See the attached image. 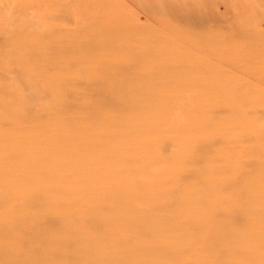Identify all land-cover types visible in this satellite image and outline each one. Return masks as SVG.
<instances>
[{
  "label": "rangeland",
  "instance_id": "obj_1",
  "mask_svg": "<svg viewBox=\"0 0 264 264\" xmlns=\"http://www.w3.org/2000/svg\"><path fill=\"white\" fill-rule=\"evenodd\" d=\"M80 2L0 0V264L51 257L31 243L35 225L64 237L63 264H264V188L250 185L264 178L250 160L264 156L237 123L264 111V0H103L136 20L125 54L151 39L181 47L132 63L77 49ZM195 6L236 33L200 49L180 40L210 25L170 33L155 19ZM238 94L236 115L226 106Z\"/></svg>",
  "mask_w": 264,
  "mask_h": 264
},
{
  "label": "bare ground",
  "instance_id": "obj_2",
  "mask_svg": "<svg viewBox=\"0 0 264 264\" xmlns=\"http://www.w3.org/2000/svg\"><path fill=\"white\" fill-rule=\"evenodd\" d=\"M136 1H138V0H136ZM112 4L110 6L109 4H106L105 2H103V0H82V2H80V5L82 6L83 12L80 13L81 15H80L79 19L78 20L76 19L77 21H74V25L76 27V31L79 34L85 33V35L83 37L84 38L83 42H85L86 45L81 44L83 42H77L75 44L76 47H79L77 49H81V50L85 49L84 52H86V49H87L88 51H90V53H91V50L93 52L96 51L99 54H101L102 58L105 60H117V61H121V62H125V63H132L134 61L138 62V61H146V60L153 61L154 59H161L165 55L173 54L174 51H181V47H179V45L177 43H175L174 40L168 41L169 40L168 39L167 41H165L166 40L165 39L164 40L165 42H161V40L153 41L151 39L150 41L148 40L149 43L147 41L145 45L142 44L143 47H141V45H140L141 49H137L133 55L125 54L124 53L125 48L129 47L131 44L135 43L134 34H137L135 32L139 28L137 26H134V22L136 23V20L133 19V21H132V18H129V20H128L126 18L125 14H123V12H121L118 9H114L113 7H115V8H117V7H116V5L114 6ZM197 6L199 7V5H197ZM197 6H195V7H197ZM198 7L197 8L190 7L188 10L182 8V10L174 11V13H172V15H168V16H167V14H164L167 17L161 16L160 14H157L155 19H156L157 24L159 25L160 28L168 30V32L170 31V33L172 31H174V29L176 27L174 24H184V25L189 26V27L192 26L195 29H198L200 31H201V29H205L207 25H210V27H212L213 29L207 30L208 33H206V36L199 38V37H195L194 35L187 32V34H186L187 36L184 35V37H182L181 40L179 39L180 42L182 41L184 44H188V46L191 45V46L198 47L200 49L204 48L205 46H210L214 42L221 43L222 37H223V41L225 42L226 38L222 35L224 30H226L225 33L228 31L234 32V34L236 33L237 30L234 28H231V27H235L237 24L235 23V25H231V24L227 25V23H228L227 21L229 19L225 16L226 14L219 13V14H215L214 16L207 15V14L201 12L202 10L199 9ZM142 9H144V6ZM77 10H78V8H77ZM144 11H145V9H144ZM169 12H171V11L169 10ZM165 13H167V12H165ZM77 15H79V14H77ZM149 15H153V14H149ZM145 16H146V14H145ZM148 17H151V16H148ZM75 18H76V16H75ZM233 18H235V15L233 16ZM151 20H152V17H151ZM153 21H155V20L153 19ZM109 28H111V29H109ZM188 33L190 35H188ZM258 33H260V32H258ZM152 34H153V32H152ZM234 34H233L234 39L236 38V39L240 40L239 42L240 43L242 42V44L245 43L242 40L246 41V43L248 41H250L251 36H245L243 39V36L240 35L241 32H240V34H237V35H234ZM255 35H256V33H255ZM258 35L259 34H257L256 36L258 37ZM182 36H183V34H182ZM256 36H254L253 39L257 38ZM261 36L264 37L262 34H261ZM252 37H253V33H252ZM262 37H260L259 39H261ZM170 39H172V38H170ZM176 39H178V38H176ZM259 39L257 40L258 41L257 44H259V42L262 43L264 41V39L262 41L261 40L259 41ZM263 44H264V42H263ZM259 45L261 46V44H259ZM241 47H240V49H241ZM243 49H245V48L243 47ZM96 52H94V55ZM96 56H98V54ZM252 56H253V54H252ZM219 57L222 58L223 60L225 58L224 54L221 53L220 51H218V58ZM236 59H239V58H236ZM238 95L240 96L239 98L234 97V100H231V103L229 104V106H226L227 110L230 109L229 112H231L232 114H236V115H237V112L242 113V104L241 103L245 102L244 97L241 96L242 94H238ZM252 103L254 104V102H252ZM252 103L250 102V107L248 104H247V106L250 108L251 113H253V112L255 113V111H256L255 106ZM256 113L258 116L249 117V119L245 118V115H242L243 116L242 117L241 114H239L237 123H239L241 126H243V129H244L242 140L245 139L247 142L250 143L251 151L256 152V153L257 152L261 153V155L264 156V139H262L258 135L259 131L261 130V128H259L258 125L264 120V111L258 110ZM225 132H226L225 135L229 134L230 129L227 128ZM57 158L58 157L55 156L53 158V160H50L51 162H53V163L50 162L53 168H55V165L57 167L59 164V162L57 161ZM50 163L48 164V168H47L48 170L51 168ZM250 163H252L251 165H253V166H258L259 170L264 168V158H259L258 156L256 158H251ZM232 167H233V169L235 168L233 163L231 164V168ZM237 178L231 180L230 183L231 184L232 183H238L239 182L238 179L240 177L238 179ZM251 183L252 184H250V185H259L260 187L264 188V178L263 179L260 178L257 181H253ZM54 188H56L55 185H54ZM54 188H51L53 193H54L53 195L56 198V199L55 198L54 199H55V201L58 200L57 205L60 207L63 205V192H61L60 189L54 190ZM22 199H23L22 201H25L26 203L28 201L30 203V202H32L33 199H36V198H34L32 195L29 196L27 194H23ZM55 201H53V202H55ZM53 202L51 203V205H54ZM51 205H49V206L51 207ZM52 207L57 209L56 206L55 207L52 206ZM32 217H35V215L33 214ZM61 222L63 223V218L61 219ZM58 223H55V224H58ZM48 224H50V223H48ZM53 225H54V223H53ZM35 226H34L35 235H34L33 239L40 234L43 236L40 235L38 240H35V239L33 240L32 238H31L32 239L31 240L29 238L31 240V243H32V241H34L35 243H37V242L43 243L44 242V244L47 245V248H46V251H44L43 253H46L47 255H49L51 257H49L48 259L47 258H43V259L41 258L38 260L31 259L32 257H29L31 259L30 263L31 264H34V263L35 264H50L54 259H56L55 261H57V262L55 264H63V254L65 255L64 251L67 252L68 250H70L68 248L69 245L67 243L65 245L63 244L62 240L64 237H61L60 239L51 238L49 236V234H50L49 229L47 230L45 228L47 230V232L42 229L45 232V233H43V231L41 229L37 228L38 225H35ZM50 226H49V228H50ZM147 227H149V226H146L145 229ZM58 229H59V227H58ZM69 229L70 228H68L67 230L66 229L64 230V228H63V231L65 233L66 232H72L71 230L69 231ZM147 229L152 230L150 227ZM147 229H146V231H147ZM57 234H59V233H57ZM66 234H68V233H66ZM42 237H43V239L49 238L50 243L47 241H42L40 239ZM67 238H71V237L67 235ZM65 240H66V237H65ZM79 241L75 242L73 240L71 243L82 245L81 244L82 240L79 239ZM79 245H73V246L77 250L78 249L77 247ZM14 246H15V248L17 247L15 244H14ZM48 247H50V248H48ZM55 255H57V257H54ZM108 256H109V254H108ZM27 263H28V261H27Z\"/></svg>",
  "mask_w": 264,
  "mask_h": 264
}]
</instances>
